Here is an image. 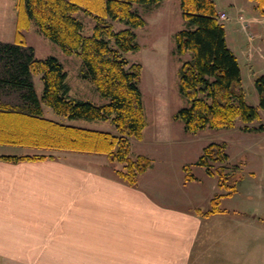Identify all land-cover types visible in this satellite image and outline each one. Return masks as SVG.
I'll list each match as a JSON object with an SVG mask.
<instances>
[{
  "label": "trees",
  "instance_id": "trees-1",
  "mask_svg": "<svg viewBox=\"0 0 264 264\" xmlns=\"http://www.w3.org/2000/svg\"><path fill=\"white\" fill-rule=\"evenodd\" d=\"M164 0H104V14L94 16V32L82 34L83 23L74 15L81 8L71 0H16L14 41H0V145L23 146L36 150L103 155L122 167L114 170L121 181L136 187L139 176L152 166L145 156L131 160L130 139L141 140L146 126L139 81L142 66L129 63L125 54L139 50L135 30L145 24L134 6L151 8ZM264 17V0H248ZM186 28L173 36L175 54L189 53L181 61L179 93L189 102L176 119L185 132L197 134L206 129L229 130L240 120L244 132H264V125L251 128L264 110V75L254 79L258 105L246 103L240 67L225 39V30L217 20L213 0H180ZM112 22L126 26L115 31ZM31 23L37 31L57 44L65 55L76 54L82 62L80 75L89 80L106 104L69 98L67 73L61 63L49 57H35L22 34ZM113 42L115 48L110 46ZM40 76L43 88L39 96L34 77ZM44 107L70 120L111 121L116 133L60 124L44 117ZM225 143H211L203 148L197 165L216 179V187L207 211L195 210L209 217L222 214L221 198L233 197L241 178L239 167L229 170ZM53 156H1L0 160L18 163L43 160ZM185 181H193L184 167Z\"/></svg>",
  "mask_w": 264,
  "mask_h": 264
},
{
  "label": "crops",
  "instance_id": "crops-1",
  "mask_svg": "<svg viewBox=\"0 0 264 264\" xmlns=\"http://www.w3.org/2000/svg\"><path fill=\"white\" fill-rule=\"evenodd\" d=\"M238 12L248 30L223 24L227 46L238 64L264 75V17L251 1ZM27 149L0 145V157L53 158L0 160V264H237L238 250L214 248L221 214L197 215L202 209L178 176L180 193L169 195L152 169L131 187L103 155Z\"/></svg>",
  "mask_w": 264,
  "mask_h": 264
},
{
  "label": "rangeland",
  "instance_id": "rangeland-1",
  "mask_svg": "<svg viewBox=\"0 0 264 264\" xmlns=\"http://www.w3.org/2000/svg\"><path fill=\"white\" fill-rule=\"evenodd\" d=\"M71 1L81 8L74 16L83 23L82 34L91 36L95 25L93 17L104 14V0ZM213 1L216 10L224 11L231 17L236 16L235 19L226 21L224 26L228 27L232 24L237 28L239 24L241 30L238 17L242 15L244 20L247 17L241 14L243 12L237 13V9L248 1ZM15 2L16 0H0V41L2 42L14 41ZM233 3L236 7L232 6ZM134 10L142 16L145 24L134 31L140 46L139 50L126 53L125 58L129 63H139L142 66L139 88L146 126L141 140L130 139V159L134 160L140 155L148 157L152 161L148 171L152 169L151 174L156 177L159 187L169 195L180 193V188L175 185V178L178 176L181 180H185L183 169L188 168V174L195 180L185 182L187 186L184 191L193 201L198 202L202 211H207L214 193L225 192L218 190L217 187L213 191L212 183L215 178L208 176L205 169L197 165V161L203 148L208 144L225 143L226 153L229 156L225 165L229 170H235L232 167L238 166V174L241 178L234 196L221 198L219 208L224 210L221 215L219 214L221 222L215 224L212 229L213 240L217 237L220 242L214 248L220 252H229L231 248L238 250L239 253L235 256L237 264H264V132H244L242 130L244 124L240 120H237L235 127L229 130L206 129L197 134L185 132L183 123L176 119V115L181 109L189 106L187 99L179 93V78L181 61L189 60L191 55L187 53L179 57L175 54L173 36L186 28L180 0H164L149 9L136 4ZM112 24L115 31L126 28L119 22ZM22 34L27 45L34 48L37 59L53 57L61 63L67 73L66 84L70 89V99L90 102L98 106L107 103L94 85L81 77L82 62L78 55H65L57 44L37 31L34 23H31L27 30L24 29ZM110 46L115 48L113 42H110ZM239 63L246 103L257 106L258 97L254 88V79L261 73L256 67H252V71H249L241 61ZM34 83L36 92L40 96L43 88L40 76L34 77ZM44 117L60 124L116 133L110 120L93 122L70 120L57 116L48 107H44ZM261 124L264 125V110L260 112L259 121L249 124V127L258 128ZM29 151L45 152L36 149L25 150L27 153ZM111 165L117 169L122 167L118 163Z\"/></svg>",
  "mask_w": 264,
  "mask_h": 264
},
{
  "label": "built area",
  "instance_id": "built-area-1",
  "mask_svg": "<svg viewBox=\"0 0 264 264\" xmlns=\"http://www.w3.org/2000/svg\"><path fill=\"white\" fill-rule=\"evenodd\" d=\"M218 20L220 22H223V21H227L229 20V17L225 14V13H219L218 14ZM238 20L241 22V27L244 31H247L248 30V21H246V19L244 20L243 16L240 15L238 17ZM249 38H253L252 35H249Z\"/></svg>",
  "mask_w": 264,
  "mask_h": 264
}]
</instances>
